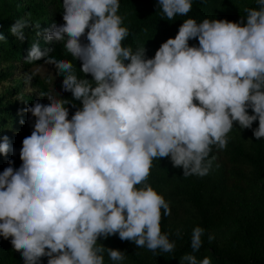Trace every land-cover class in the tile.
<instances>
[{
  "label": "clouds",
  "instance_id": "9594fccd",
  "mask_svg": "<svg viewBox=\"0 0 264 264\" xmlns=\"http://www.w3.org/2000/svg\"><path fill=\"white\" fill-rule=\"evenodd\" d=\"M257 3L237 22L184 19L175 37L147 58L144 45L134 51L122 44L129 30L119 0H62L64 23L43 29V40L62 43L92 79L78 77L71 60L50 56L52 48L41 50L39 40L28 50L25 62L44 58L54 65L64 76L62 89L82 106L73 104L69 119L68 100L39 93L48 103L37 99L23 110L35 121L22 140V163L14 169L9 160L0 172V236L11 238L24 264H41L42 257L47 264H104L105 252L120 264L123 251L97 242L116 234L153 254L174 251L175 241L160 227L161 209L169 216L170 205L147 182L153 159L170 158L184 177H204L213 146L227 147L234 122L264 138V0ZM157 6L171 21L186 16L192 2L157 0ZM30 26L40 27L17 18L9 31L23 42ZM10 151L15 154L3 137L0 154ZM204 231L193 228V252ZM185 262L211 264L192 254Z\"/></svg>",
  "mask_w": 264,
  "mask_h": 264
},
{
  "label": "trees",
  "instance_id": "16d2710c",
  "mask_svg": "<svg viewBox=\"0 0 264 264\" xmlns=\"http://www.w3.org/2000/svg\"><path fill=\"white\" fill-rule=\"evenodd\" d=\"M191 2L192 8L186 16L178 15L169 21L163 17L157 0H119L118 15L127 22L125 27L129 30V36L122 44L131 46L134 51L144 45L146 57L152 58L162 42L175 37L184 19L192 18L198 23L205 18L237 22L247 15L246 8L259 7L257 0ZM62 11V0H17L7 9H0V33L6 38L0 40V61L9 62L5 67L11 66L15 60L25 62L32 43L39 40L41 50L52 48L50 56L71 60L78 77L91 80L90 74L80 72L81 62L73 60L62 43H45L43 40V29L48 28L53 21L57 24L64 23ZM17 18H26L31 24L40 25L39 29L26 27L23 42L18 41L9 31L10 25ZM38 30L41 31L39 37L35 34ZM81 40L87 43L86 38L82 37ZM188 43L190 46H198L197 39H190ZM63 78V74H60L58 85L62 92L61 98L69 101L65 107L69 109L70 119L76 110L72 105L75 104L77 108L82 105L80 101L73 99L71 92L62 89ZM37 81L42 85L40 80ZM32 103L30 98L23 103L0 102V142L3 137H7L15 149L14 155L11 151L6 155L0 154V168L8 167L9 160L13 161L14 169L22 163L19 157L22 140L31 134L35 121V117L23 110ZM256 127L258 120L252 125V128ZM18 130L21 133L11 134ZM231 133L236 134L235 138L228 140L225 149L218 150L213 146L209 159L213 156L215 159L212 160V168L207 176L184 177L183 169L174 168L170 158L152 161L147 182L170 205L169 216H163L161 209L160 227L162 233H168L169 239L175 241L172 253L158 250L153 254L146 248H138L134 242L122 241L118 234L106 239L98 237L97 242L101 244L103 241L110 244V248L123 251L126 259L120 264H180L181 258L186 254L195 255L197 261L208 257L211 264H264V138L257 140L252 129L247 128L238 131L233 127ZM227 137L229 138V134ZM169 182H173V190L170 193L163 192L164 186ZM184 208L190 212L188 224L176 225L175 218ZM196 226L205 231L201 237V248L193 252L191 234ZM222 228L228 230L227 235L221 239L214 237L209 243V235L213 236L214 231ZM177 230L181 233L180 237L176 235ZM10 239L0 236V264H24L20 252L13 249ZM47 259L48 257H42L41 264H47ZM104 264L115 262L107 255Z\"/></svg>",
  "mask_w": 264,
  "mask_h": 264
},
{
  "label": "rangeland",
  "instance_id": "374dc122",
  "mask_svg": "<svg viewBox=\"0 0 264 264\" xmlns=\"http://www.w3.org/2000/svg\"><path fill=\"white\" fill-rule=\"evenodd\" d=\"M17 0H0V9H7L9 5H12ZM123 26L127 25L126 21H123ZM7 61H0V102L15 103L26 102L28 98L33 101L39 99L41 103H48L47 96L40 97L39 93L46 92L57 98L62 97V92L59 88L60 74L56 73L54 65L45 64L44 59L32 62L31 64L25 63L21 60H15L9 67ZM31 77L29 80L28 78ZM37 80H40L41 84ZM250 108L247 110L250 114ZM233 127L236 130H241L239 125L234 122ZM21 133V130L11 132V134ZM228 140H233L235 135H232L231 131L228 133ZM4 166H1L0 171ZM173 182H169L164 186L163 192L170 193L173 190ZM183 207V206H182ZM190 212L184 208L175 218L176 225L188 224V217ZM227 229H218L214 231L213 236L218 239L227 235ZM101 244L110 248V244H105L101 241ZM107 253H104V259H106Z\"/></svg>",
  "mask_w": 264,
  "mask_h": 264
}]
</instances>
